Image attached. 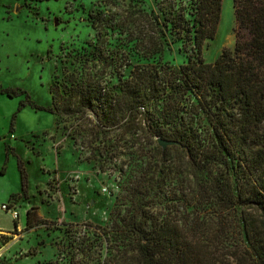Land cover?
Returning <instances> with one entry per match:
<instances>
[{
	"label": "rangeland",
	"instance_id": "1",
	"mask_svg": "<svg viewBox=\"0 0 264 264\" xmlns=\"http://www.w3.org/2000/svg\"><path fill=\"white\" fill-rule=\"evenodd\" d=\"M161 1L0 0V86L25 93L0 94V235L8 237L0 264H138L123 251L134 238L123 218L141 210L210 242L245 241L244 206L235 205L225 217L215 193L207 191L227 171L233 180L242 177L243 163L222 157L213 169L201 163L193 169L176 150L161 156L156 138L150 142L143 127L127 135L96 134L91 113L67 118L32 107H51L53 88L71 73L91 72L111 88L120 87L135 65L161 63L178 71L188 51ZM143 12L157 17L164 34L160 61L158 55L145 60L133 40L148 30ZM240 32L233 0H222L217 34L203 46L206 63L233 50ZM22 101L27 104L20 108Z\"/></svg>",
	"mask_w": 264,
	"mask_h": 264
},
{
	"label": "trees",
	"instance_id": "2",
	"mask_svg": "<svg viewBox=\"0 0 264 264\" xmlns=\"http://www.w3.org/2000/svg\"><path fill=\"white\" fill-rule=\"evenodd\" d=\"M189 1L187 6L185 0H162L159 6L173 16L172 30L188 51L178 71L161 63L135 65L120 87L111 88L91 72L71 73L53 88L51 107H32L67 118L91 113L96 134L123 130L127 135L143 127L150 142H176L164 150L158 145L161 156L176 150L193 169L198 163L213 169L222 157L243 163L242 177L233 180L226 170L225 179L210 183L213 187H200L215 193L225 217L235 205L244 206L240 222L245 241L210 242L196 230L190 228L189 233L174 220L158 223L141 210L123 218L124 229L134 236L123 243V251L138 264H264V0H233L241 32L234 49H224L213 63H206L202 51L217 34L222 0ZM141 16L148 30L132 38L145 60L158 55L160 61L164 34L157 17L145 12ZM0 94L12 98L25 93L0 86ZM26 104L22 101L20 108ZM17 167L26 192L23 162ZM214 225L225 230L221 223ZM0 239L1 249L8 237Z\"/></svg>",
	"mask_w": 264,
	"mask_h": 264
},
{
	"label": "water",
	"instance_id": "3",
	"mask_svg": "<svg viewBox=\"0 0 264 264\" xmlns=\"http://www.w3.org/2000/svg\"><path fill=\"white\" fill-rule=\"evenodd\" d=\"M157 142H158V145L163 150L166 149L168 146H173L176 144V142H174V141H166V140H162V139H158Z\"/></svg>",
	"mask_w": 264,
	"mask_h": 264
},
{
	"label": "built area",
	"instance_id": "4",
	"mask_svg": "<svg viewBox=\"0 0 264 264\" xmlns=\"http://www.w3.org/2000/svg\"><path fill=\"white\" fill-rule=\"evenodd\" d=\"M1 208H2L5 212H6V211H9V212L11 213V216H12L14 219H17V218H18V212H16V211L11 212V209H7V206H6V205H3Z\"/></svg>",
	"mask_w": 264,
	"mask_h": 264
}]
</instances>
